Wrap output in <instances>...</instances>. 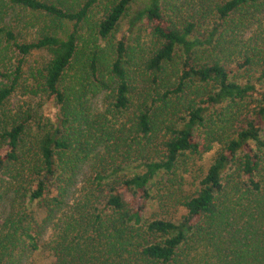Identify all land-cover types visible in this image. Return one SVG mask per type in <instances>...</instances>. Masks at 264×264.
Here are the masks:
<instances>
[{"label":"trees","instance_id":"1","mask_svg":"<svg viewBox=\"0 0 264 264\" xmlns=\"http://www.w3.org/2000/svg\"><path fill=\"white\" fill-rule=\"evenodd\" d=\"M136 1L0 0V264H36L43 229L88 162L52 264H183L189 249L212 264H264V39H236L254 22L264 31V0H189L181 17L183 4L146 0L128 20L129 30L145 20L158 45L140 91L126 39L111 45L109 63L96 44L110 43ZM99 5L87 45L81 28ZM34 51L48 60L24 89L52 104L55 122L10 106ZM100 93L109 103L93 115L86 98ZM214 144L197 188L177 201L184 215L143 221L151 188Z\"/></svg>","mask_w":264,"mask_h":264},{"label":"rangeland","instance_id":"2","mask_svg":"<svg viewBox=\"0 0 264 264\" xmlns=\"http://www.w3.org/2000/svg\"><path fill=\"white\" fill-rule=\"evenodd\" d=\"M187 1L188 3H190V5L184 4V2ZM173 2L178 6L183 4L180 17L186 16L192 11L190 8L192 7V2L189 0H172V3ZM145 4L146 0H137L131 6L128 11V16L121 20L110 43H107V41L100 42L99 40L96 42L97 45L106 50V53L108 54L106 56V61L109 63V59L112 54L110 48L111 45H114L115 42L119 41L121 38L126 39L128 54L127 57L130 63L129 68L131 70V74L136 79L138 91L142 90L145 87V60L158 46L156 39L151 35V28L145 20L139 22L137 26L132 30L128 29L129 18H131L133 14L139 11L141 8H144ZM101 10L102 6L99 5L92 12V14L95 15V20L93 16L92 25L91 23H89L81 28V34L87 45L88 42H95V38L94 36H92L91 28L93 27L94 21L100 18L99 13L101 12ZM261 17L262 16H258L257 18L261 19ZM263 32L262 27H258V25L254 22L253 25H246L242 33L237 35L236 39L246 41L252 35H254V39H257L258 37L260 39H264ZM30 34L28 37H30L29 39H32L33 36ZM232 35V33L229 34V36ZM260 39L258 40V43L261 41ZM256 47L259 48L260 45H257ZM259 49L264 50V48ZM231 53V58H235L237 56V50L232 49ZM254 53L256 54V52ZM47 60L48 55L44 51H34L25 58V63L23 65V76L21 80L22 85L17 89L13 98L11 99L10 106L14 107L15 109L18 107H23L24 110L31 109L33 113H35L36 121L47 122L48 120H50L51 122H55L56 109L52 106V104L46 102L45 98L39 93L31 94L24 89V86L30 87L34 83L30 75L32 71L41 69L42 66L47 62ZM86 99V105L89 107V110L93 115L104 113L109 103L108 99L105 98V95L103 93H100L96 96L88 95ZM243 107L253 108L254 103L252 104L251 101H247L243 104ZM243 112L245 113V109L243 110ZM121 121L123 122L124 119ZM219 149L220 146L214 144L212 149L209 152L201 155V157L190 158L187 161V172H185L186 169L183 168L181 169V171H177L175 177L168 178L165 176L161 184L157 185V188L160 189V191L156 192V188H151L153 199L146 205V210L142 215L143 221L150 220L153 217H166L169 219L181 218L184 215V210L177 204V201L184 195H189L197 188V182L199 179L198 177L210 165L212 159L219 151ZM89 164L90 162L86 163L78 170L70 196H67L69 197L66 200L67 205L55 216L53 215L52 221L49 222V224L46 225V227L43 229L40 249L33 254V259L35 260L36 264H52V257L49 252L51 242L55 237L59 226L62 225L67 219L66 217L69 215V208L74 204V201H76L77 199H79L78 201H80V198L82 197V191L84 187L83 185L90 172ZM123 194L127 202L132 201L131 196L128 192H124ZM53 196L54 194L51 193L49 198H52ZM157 196L159 199L157 198ZM161 197H163V201L160 200ZM158 200H160L161 202H158ZM34 212L36 219L40 220V222L45 219V210L41 207V205H36L34 207ZM202 257L206 261H208V263L212 264V261L209 257L203 255V253L201 252H194L192 251V249H189L183 254V264H204Z\"/></svg>","mask_w":264,"mask_h":264}]
</instances>
